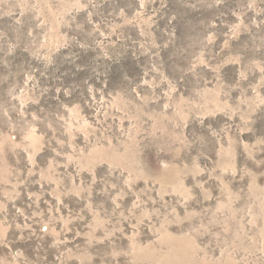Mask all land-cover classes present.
Returning a JSON list of instances; mask_svg holds the SVG:
<instances>
[{
    "label": "rangeland",
    "instance_id": "1",
    "mask_svg": "<svg viewBox=\"0 0 264 264\" xmlns=\"http://www.w3.org/2000/svg\"><path fill=\"white\" fill-rule=\"evenodd\" d=\"M0 264H264V0H0Z\"/></svg>",
    "mask_w": 264,
    "mask_h": 264
}]
</instances>
